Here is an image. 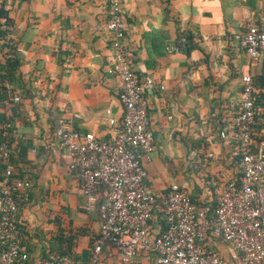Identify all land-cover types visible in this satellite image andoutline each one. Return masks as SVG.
Here are the masks:
<instances>
[{"label":"crops","instance_id":"crops-1","mask_svg":"<svg viewBox=\"0 0 264 264\" xmlns=\"http://www.w3.org/2000/svg\"><path fill=\"white\" fill-rule=\"evenodd\" d=\"M122 1L127 59L139 80L153 81L145 93L153 150L143 165L155 197L150 226L158 231L160 197L171 184L185 187L198 205H215L237 177L240 154L230 131L245 73L258 101L252 148L264 155L263 65L240 44L251 23L264 22V0ZM107 21L106 0H0V125L10 132L0 180L10 165L30 182L17 196L30 264L55 252L86 263L99 234L97 209L83 196L63 148L50 142L60 121L108 138V117L122 118ZM205 242L225 264H244L213 229ZM114 259L108 248L99 264ZM137 261L156 264L141 255Z\"/></svg>","mask_w":264,"mask_h":264},{"label":"built area","instance_id":"built-area-1","mask_svg":"<svg viewBox=\"0 0 264 264\" xmlns=\"http://www.w3.org/2000/svg\"><path fill=\"white\" fill-rule=\"evenodd\" d=\"M122 2L106 0L113 70L121 81V120L108 117L113 129L108 138L91 131L80 132L60 121L50 142L52 147L63 148L83 196L90 207L97 209L99 234L86 263L55 252L38 264H99L108 248L115 254L111 264H138L140 255L156 264H225L206 246L207 233L212 229L233 245L244 264H264V155L251 148L256 86L250 73L241 76L242 100L230 131L240 154L237 177L226 182L215 205H198L185 187L171 184L160 197L164 226L158 231L151 228L155 197L145 184L143 160L153 150L145 94L153 81L139 80L127 59ZM240 44L252 60L262 63L264 78V22L251 23L240 37ZM107 113L110 115L109 110ZM9 133L0 125V161L5 163L10 158ZM220 136L226 137L224 130ZM29 186L28 179L17 176L10 165L5 167L0 180V264H30L18 231L17 197Z\"/></svg>","mask_w":264,"mask_h":264},{"label":"trees","instance_id":"trees-1","mask_svg":"<svg viewBox=\"0 0 264 264\" xmlns=\"http://www.w3.org/2000/svg\"><path fill=\"white\" fill-rule=\"evenodd\" d=\"M1 16H3L4 18H6V17H5L6 15H5L4 13H2ZM259 79L264 81V78L262 77V75H260ZM257 103H258V101H257V99H255V105H256ZM252 129H253V125H252ZM252 139H253V130H252ZM252 145H253V144H252ZM252 145H251V148H252ZM252 150H253V148H252ZM9 160H10V158H9Z\"/></svg>","mask_w":264,"mask_h":264}]
</instances>
